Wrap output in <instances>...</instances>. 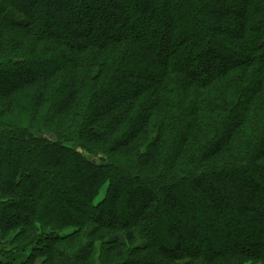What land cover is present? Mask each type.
I'll return each instance as SVG.
<instances>
[{
    "label": "trees",
    "instance_id": "obj_1",
    "mask_svg": "<svg viewBox=\"0 0 264 264\" xmlns=\"http://www.w3.org/2000/svg\"><path fill=\"white\" fill-rule=\"evenodd\" d=\"M0 264H264V0H0Z\"/></svg>",
    "mask_w": 264,
    "mask_h": 264
},
{
    "label": "rangeland",
    "instance_id": "obj_2",
    "mask_svg": "<svg viewBox=\"0 0 264 264\" xmlns=\"http://www.w3.org/2000/svg\"><path fill=\"white\" fill-rule=\"evenodd\" d=\"M106 188H107V186L103 188L102 193L98 198V201L101 202L105 198L106 193H107ZM31 253H32L31 251H28V252H26V255H30Z\"/></svg>",
    "mask_w": 264,
    "mask_h": 264
}]
</instances>
